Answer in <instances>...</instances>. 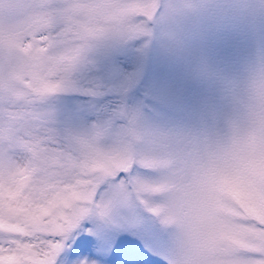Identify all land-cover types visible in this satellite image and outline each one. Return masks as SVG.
Returning <instances> with one entry per match:
<instances>
[{
	"label": "rangeland",
	"instance_id": "rangeland-1",
	"mask_svg": "<svg viewBox=\"0 0 264 264\" xmlns=\"http://www.w3.org/2000/svg\"><path fill=\"white\" fill-rule=\"evenodd\" d=\"M220 26L239 28L228 50L235 67L206 81L218 103L180 137L167 191L179 192L185 219L169 215L165 226L178 264H247L264 250V0H0V234L46 230L57 209L91 199L99 134L57 129L54 107L89 51L155 29L167 49L206 68L197 57ZM18 33L31 39L18 43Z\"/></svg>",
	"mask_w": 264,
	"mask_h": 264
},
{
	"label": "snow or ice",
	"instance_id": "snow-or-ice-1",
	"mask_svg": "<svg viewBox=\"0 0 264 264\" xmlns=\"http://www.w3.org/2000/svg\"><path fill=\"white\" fill-rule=\"evenodd\" d=\"M237 29L220 26L206 37L197 57L206 68L167 49L155 29L89 51L67 74L54 107L57 129L75 125L99 134L91 155L100 167L85 190L91 199L57 209L56 224L46 230L31 226L24 238L0 234V264H178L165 226L169 215L185 219L179 192L167 191L175 189L182 163L177 148L216 107L206 81L214 84L235 67L228 50ZM247 255V264H264V250Z\"/></svg>",
	"mask_w": 264,
	"mask_h": 264
}]
</instances>
